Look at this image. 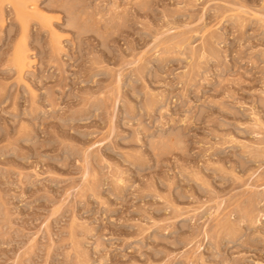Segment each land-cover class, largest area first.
Wrapping results in <instances>:
<instances>
[{
  "label": "rangeland",
  "instance_id": "374dc122",
  "mask_svg": "<svg viewBox=\"0 0 264 264\" xmlns=\"http://www.w3.org/2000/svg\"><path fill=\"white\" fill-rule=\"evenodd\" d=\"M0 264H264V0H0Z\"/></svg>",
  "mask_w": 264,
  "mask_h": 264
},
{
  "label": "bare ground",
  "instance_id": "6f19581e",
  "mask_svg": "<svg viewBox=\"0 0 264 264\" xmlns=\"http://www.w3.org/2000/svg\"><path fill=\"white\" fill-rule=\"evenodd\" d=\"M14 6H15V5H14ZM17 6H18V5H17ZM33 6H34V5H33ZM17 12H18L17 15H19V17H20L21 19H24V15H23L24 11H22V8H20V7L18 8V7H17ZM21 13H22V14H21ZM28 14H29V13H28ZM25 17H26V16H25ZM24 21H25V19H24ZM24 28H25V27H24ZM18 47H19V46H18ZM20 52H21V51H20ZM20 52H18V53L16 52L17 54H16L15 57H14V58H15V59H14L15 62H18V63L21 62V60H22V55H21ZM14 54H15V53H14ZM15 62H14V63H15ZM16 64H17V63H16ZM221 223H222V222H221Z\"/></svg>",
  "mask_w": 264,
  "mask_h": 264
}]
</instances>
